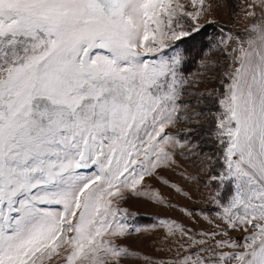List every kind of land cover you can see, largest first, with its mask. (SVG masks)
<instances>
[{
    "label": "snow or ice",
    "instance_id": "1",
    "mask_svg": "<svg viewBox=\"0 0 264 264\" xmlns=\"http://www.w3.org/2000/svg\"><path fill=\"white\" fill-rule=\"evenodd\" d=\"M191 4L193 11L180 0H0V264L140 256L117 243L134 215L120 202L128 194L160 201L141 187L177 164V148L204 155L220 223L196 234L162 221L169 236L186 238L180 249L196 251L142 259L264 264V0L245 5V39L228 33L236 46L223 90L207 91L219 107L213 154L196 151V128L168 131L201 124L189 104L204 101L184 97L205 92L189 89L185 70L205 25L217 22L205 0Z\"/></svg>",
    "mask_w": 264,
    "mask_h": 264
},
{
    "label": "rangeland",
    "instance_id": "2",
    "mask_svg": "<svg viewBox=\"0 0 264 264\" xmlns=\"http://www.w3.org/2000/svg\"><path fill=\"white\" fill-rule=\"evenodd\" d=\"M180 2L185 5L186 10H195L191 0H180ZM249 2L250 0H205L206 9L209 4L211 5L208 9V19L215 20L217 23L205 25L202 38H198L192 59L185 70L195 84V88L190 85L189 89L203 91L205 96L184 97V99L204 101L202 104H189L190 110L202 113L201 116L193 118L200 120L201 124L181 122L177 128L168 129L183 136L180 129L196 128V135L190 139L192 142L199 141L201 147L196 151L203 154H213L216 151V145L209 138V133L214 129L212 113L219 111L218 105L207 96V91L223 90L220 80L224 79L223 73L229 70V65L232 63V48L236 46L234 39H228V33H231L233 37L239 35L241 39H245L244 29L250 21L245 19L244 10ZM201 22L203 23V17ZM202 60L205 61L204 64H201ZM203 159L204 155H182L177 148L175 155L177 164L157 169V174L150 178L146 177L141 187V191L144 192L152 194L158 192L162 198L160 201L152 199L149 195L128 194L127 199L120 202L121 208H126L130 214L134 215H130L127 220V223L132 226L130 233L120 237L117 243L128 247L130 251L140 253V256L124 257L123 264H147L142 259L145 255L150 256L153 261H171L178 258L177 253L183 256L188 252L196 251V247L180 249L177 241L186 242V238L180 240L179 231H176L175 236H169L168 228L162 221H175L183 225L185 229H192L196 234L201 231L210 232L215 229L217 223H220L215 215L217 208L208 199L210 191L217 185L215 183L206 185L205 181L209 173L203 170ZM219 168L218 164L217 170ZM164 180L168 183H164ZM172 185H177L182 191H176ZM184 192L188 195L185 196ZM189 212L192 215H189ZM205 215L208 219L204 218ZM136 228L140 231H135ZM230 235L239 238L241 233L231 232Z\"/></svg>",
    "mask_w": 264,
    "mask_h": 264
}]
</instances>
